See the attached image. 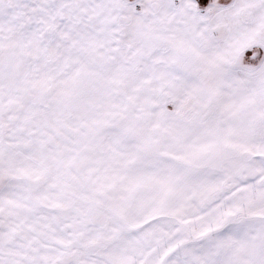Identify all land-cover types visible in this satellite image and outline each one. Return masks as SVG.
Returning a JSON list of instances; mask_svg holds the SVG:
<instances>
[{
	"label": "snow or ice",
	"instance_id": "snow-or-ice-1",
	"mask_svg": "<svg viewBox=\"0 0 264 264\" xmlns=\"http://www.w3.org/2000/svg\"><path fill=\"white\" fill-rule=\"evenodd\" d=\"M0 264H264V0H0Z\"/></svg>",
	"mask_w": 264,
	"mask_h": 264
}]
</instances>
